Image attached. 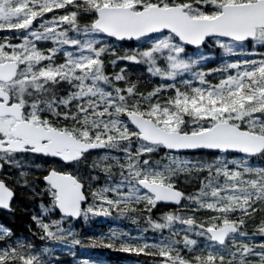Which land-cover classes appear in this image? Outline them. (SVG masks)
I'll return each mask as SVG.
<instances>
[{"label":"snow or ice","instance_id":"snow-or-ice-1","mask_svg":"<svg viewBox=\"0 0 264 264\" xmlns=\"http://www.w3.org/2000/svg\"><path fill=\"white\" fill-rule=\"evenodd\" d=\"M0 210V264H264V0H0Z\"/></svg>","mask_w":264,"mask_h":264},{"label":"trees","instance_id":"trees-1","mask_svg":"<svg viewBox=\"0 0 264 264\" xmlns=\"http://www.w3.org/2000/svg\"><path fill=\"white\" fill-rule=\"evenodd\" d=\"M5 220H9L10 224H12L17 230H26L25 225L28 223V218L27 215L25 213H22V211H18L15 214V217L10 216L9 218L6 217L4 218ZM81 238L84 240H87L88 237L91 236H97L96 234H88V235H84L79 233ZM112 253H114L118 258H120L122 260L123 264H129V262L131 263V259H133L132 257H129L128 254H124V253H120V252H115L113 251ZM75 254H76V258L79 259H90V260H97L98 259H102L103 256H107L108 253V249L106 248H75ZM74 258V259H76ZM56 264H68V262L66 261V259L63 260H59L56 262Z\"/></svg>","mask_w":264,"mask_h":264},{"label":"flooded vegetation","instance_id":"flooded-vegetation-1","mask_svg":"<svg viewBox=\"0 0 264 264\" xmlns=\"http://www.w3.org/2000/svg\"><path fill=\"white\" fill-rule=\"evenodd\" d=\"M16 202H18L21 205V207H23V208L29 207V205H28L29 201L25 200L24 197L19 194V190H18L17 196L14 197V203H16Z\"/></svg>","mask_w":264,"mask_h":264},{"label":"rangeland","instance_id":"rangeland-1","mask_svg":"<svg viewBox=\"0 0 264 264\" xmlns=\"http://www.w3.org/2000/svg\"><path fill=\"white\" fill-rule=\"evenodd\" d=\"M63 247H61V249H62ZM63 253V252H62Z\"/></svg>","mask_w":264,"mask_h":264}]
</instances>
